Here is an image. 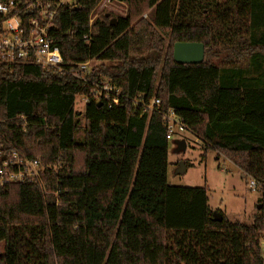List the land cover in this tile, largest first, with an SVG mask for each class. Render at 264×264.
I'll list each match as a JSON object with an SVG mask.
<instances>
[{
    "label": "trees",
    "instance_id": "obj_1",
    "mask_svg": "<svg viewBox=\"0 0 264 264\" xmlns=\"http://www.w3.org/2000/svg\"><path fill=\"white\" fill-rule=\"evenodd\" d=\"M118 1L125 15L92 24L101 0L55 17L64 60L93 61L86 80L0 63V134L46 167L0 185V264H264V0ZM177 42L203 43L204 61L177 63ZM104 81L121 91L112 107L95 93ZM171 110L204 157L262 185L252 222L215 221L206 186L168 182Z\"/></svg>",
    "mask_w": 264,
    "mask_h": 264
},
{
    "label": "built area",
    "instance_id": "obj_2",
    "mask_svg": "<svg viewBox=\"0 0 264 264\" xmlns=\"http://www.w3.org/2000/svg\"><path fill=\"white\" fill-rule=\"evenodd\" d=\"M113 1L120 2L101 0L100 4L107 6ZM76 4L77 0H0V63L7 66L10 71L21 64H33L43 70H56L86 80L92 71L93 61L88 60L77 64L66 62L59 46L50 36L60 8L76 7ZM98 8L99 6L96 10ZM98 15L97 12L91 15L90 24ZM85 38L88 37L85 36ZM94 87L95 93L108 103V107L119 102L121 91L111 82L94 83ZM87 100L85 99V102ZM160 104V99L155 97L150 104L143 107L145 111H151ZM164 121L170 140L177 133L187 130L173 110L164 115ZM45 171L46 167L38 158L27 157L19 150L7 145L0 134L1 186L40 182ZM249 187L252 190H261L262 185L251 178Z\"/></svg>",
    "mask_w": 264,
    "mask_h": 264
},
{
    "label": "rangeland",
    "instance_id": "obj_3",
    "mask_svg": "<svg viewBox=\"0 0 264 264\" xmlns=\"http://www.w3.org/2000/svg\"><path fill=\"white\" fill-rule=\"evenodd\" d=\"M100 5L95 11L98 14L102 11L115 15L127 13L126 3L113 1L107 6ZM84 104L85 99L82 96L77 97L76 110L83 112ZM182 140L185 141L186 148L177 150V142ZM203 145L202 140L189 130L177 133L169 141L168 182L177 186H206L213 211L223 213L232 222H252L260 208L257 206L260 190L250 189L251 178H245L242 171L224 155L210 150L204 157ZM181 162L187 167L184 173L177 172ZM3 249L4 244L0 243V252ZM262 250L264 256V241Z\"/></svg>",
    "mask_w": 264,
    "mask_h": 264
},
{
    "label": "water",
    "instance_id": "obj_4",
    "mask_svg": "<svg viewBox=\"0 0 264 264\" xmlns=\"http://www.w3.org/2000/svg\"><path fill=\"white\" fill-rule=\"evenodd\" d=\"M173 57L177 63L200 64L205 59V45L201 42H177L174 45ZM177 144V150H184L186 148V143L183 140L177 142ZM186 169L185 163L181 162L177 172L184 173ZM213 219L221 221L223 219L222 213L213 211Z\"/></svg>",
    "mask_w": 264,
    "mask_h": 264
}]
</instances>
